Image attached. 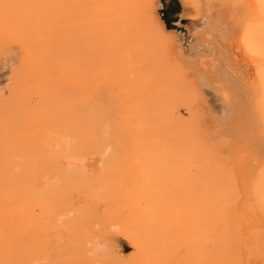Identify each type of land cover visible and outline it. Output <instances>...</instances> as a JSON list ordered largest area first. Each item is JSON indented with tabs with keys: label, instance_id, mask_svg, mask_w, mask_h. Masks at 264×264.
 <instances>
[{
	"label": "rangeland",
	"instance_id": "rangeland-1",
	"mask_svg": "<svg viewBox=\"0 0 264 264\" xmlns=\"http://www.w3.org/2000/svg\"><path fill=\"white\" fill-rule=\"evenodd\" d=\"M255 2L250 92L202 0H0V264H264Z\"/></svg>",
	"mask_w": 264,
	"mask_h": 264
},
{
	"label": "bare ground",
	"instance_id": "bare-ground-1",
	"mask_svg": "<svg viewBox=\"0 0 264 264\" xmlns=\"http://www.w3.org/2000/svg\"><path fill=\"white\" fill-rule=\"evenodd\" d=\"M202 8L198 35L193 34L191 39L193 49L207 53L215 69L220 61L252 92L256 87V73L253 58L248 53L253 45L246 25L256 10L255 0H202ZM206 29L217 33L221 39L203 36L201 32Z\"/></svg>",
	"mask_w": 264,
	"mask_h": 264
},
{
	"label": "trees",
	"instance_id": "trees-1",
	"mask_svg": "<svg viewBox=\"0 0 264 264\" xmlns=\"http://www.w3.org/2000/svg\"><path fill=\"white\" fill-rule=\"evenodd\" d=\"M164 21H166V19L164 18ZM167 22V21H166ZM167 27L169 28L168 24H167Z\"/></svg>",
	"mask_w": 264,
	"mask_h": 264
}]
</instances>
